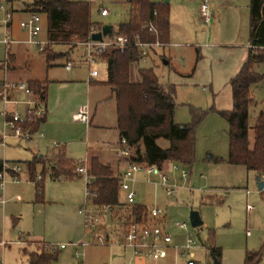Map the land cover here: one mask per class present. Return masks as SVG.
Masks as SVG:
<instances>
[{"label":"rangeland","instance_id":"1","mask_svg":"<svg viewBox=\"0 0 264 264\" xmlns=\"http://www.w3.org/2000/svg\"><path fill=\"white\" fill-rule=\"evenodd\" d=\"M36 0H13L14 8L6 0H0V37L3 36L5 27L2 20L6 11L13 10L14 15V36L24 37L23 31L17 27V22L29 16L30 12L19 11L23 6L31 10L30 5ZM91 2V19L93 22L102 25L110 24L115 29L119 24L127 19V5L124 0H76ZM160 2L164 0H154ZM205 0H171L173 18L178 32V40L189 43L185 49V55H177L174 59L175 65H180L185 71H192L194 64L195 44L207 41L206 33L210 30L211 42H221L218 47H214L210 53L205 54L199 61L193 76L178 77L175 81L177 85V111L184 123L191 122L190 106L201 109H209L214 106L224 108L232 100L230 99V86L228 85L230 71L239 62V50L248 45L250 15V0H210L211 23L208 27L201 15V4ZM101 7L110 10V15L102 17L99 14ZM42 17L43 30L39 38L46 34L45 26L47 19ZM24 20L20 22V28ZM40 38V39H41ZM185 38L184 40H181ZM229 41H238L239 44L233 46ZM241 43V44H240ZM81 47L76 44L71 50ZM19 46H14L17 52ZM67 47L53 48L56 53L60 49ZM180 50V49H178ZM32 58V66L28 72L35 75H45L46 61L44 55L36 49ZM4 53L0 51V59ZM75 57V56H74ZM20 60H23V52L20 53ZM182 58V59H181ZM65 62V60H63ZM24 62V61H23ZM49 68L51 76L60 77L67 72L62 65ZM101 63V62H100ZM101 77H104L105 64L101 63ZM140 66L144 63L140 62ZM145 66V65H144ZM98 67V65L96 66ZM75 71V70H74ZM258 71L264 75V65L258 67ZM156 72L162 80L168 78V69L160 68ZM164 76V77H163ZM3 78V70H0V79ZM105 78V77H104ZM211 84H213L211 86ZM253 100L249 107V125L253 126L257 115L264 107V78L252 87ZM4 104L0 101V135L4 131ZM9 110H14L12 106ZM22 108L18 111L22 113ZM104 116L109 115L108 107L104 108ZM23 116V115H22ZM77 130H81L76 125ZM78 132V134H81ZM9 134H12L8 131ZM42 130L39 129L31 138H16L9 136L6 139V146L0 143V159L13 161L21 166V180L16 184L10 175H6V183L0 192L9 199L4 208H0V240L6 241L9 245L0 244V264H29L24 248L33 251V248L26 243H19L23 238L40 240L48 237L55 226L58 229L62 224L72 217L75 209L85 204L86 201V178L80 175L73 181H53L49 177L45 178L44 202H36V192L34 184L26 177V162L31 160L35 154H48L53 146L46 139L41 138ZM31 139V140H30ZM249 140L253 144L254 133L249 130ZM160 145L168 146V142L161 140ZM195 161L191 167H187L190 172V184L187 188H180L175 198L166 195L161 187L154 184L144 183V175H138V182L134 184L137 192L136 201L145 205L149 210L159 207L167 214V224L173 225L176 222H186L189 233L197 240L198 245L192 249V255L170 254L168 259L163 261H137L127 255L126 258H108L104 254L102 259L94 258L91 252L94 251L95 244L87 247L88 256L85 257V264H213V258L208 250L212 243L222 250L221 264H243L248 251L259 250L264 244V192L258 186L257 173L249 171L241 165H232L226 162L229 156V124L227 120L218 112L210 111L204 121L195 131ZM58 150H53L49 157L56 162L55 155ZM78 155H83L84 151L77 148ZM80 157V156H78ZM84 159V155L81 156ZM80 157V158H81ZM222 158L224 162L215 160ZM81 161V160H80ZM20 162V163H19ZM49 162V161H48ZM22 163V164H21ZM50 163V162H49ZM49 163L47 165L49 166ZM10 164V163H9ZM13 164V163H12ZM47 168V167H46ZM166 168V167H165ZM25 169V170H24ZM40 169V167H39ZM48 171V169H47ZM44 175L40 172L37 178ZM8 181V182H7ZM11 181V182H10ZM156 181V179H153ZM179 181L178 184H181ZM21 189L22 191H20ZM23 195V201H16L17 192ZM264 191V190H263ZM10 194L9 197L7 194ZM124 198V194L121 193ZM252 207L251 211L247 206ZM192 214H198L202 220V225L191 226ZM174 226V225H173ZM171 227L172 233L178 234L179 240L175 243L180 245L186 240L187 232L175 227ZM248 232L250 234H248ZM39 252L47 251L46 244L39 245ZM93 246V247H91ZM174 250V249H173ZM110 257V256H109ZM79 259L69 254L68 250L59 253L58 259L51 264H78ZM260 264H264V254Z\"/></svg>","mask_w":264,"mask_h":264},{"label":"trees","instance_id":"2","mask_svg":"<svg viewBox=\"0 0 264 264\" xmlns=\"http://www.w3.org/2000/svg\"><path fill=\"white\" fill-rule=\"evenodd\" d=\"M13 2V0H7ZM129 19L119 24L113 31L127 35L134 40L137 33L143 40H154L145 28L154 22L159 31L160 39L170 41V5L165 1L127 0ZM31 12L46 16V34L49 44L42 53L48 65L66 55L54 52L53 46H69L72 49L79 42L88 39L92 25L91 2L71 0H36L31 5ZM250 37L248 56L238 73L230 80L232 88L233 108L231 110H216L214 106L201 109L190 106L191 122L178 124L175 122L177 87L174 84L160 80L153 67L140 66L143 58L137 48L128 47L124 51L111 49L104 56L107 63V81L115 94L117 101V126L121 141L131 151L126 158L129 163H145L165 168L170 163H180L191 167L195 161V131L204 121L210 111H218L229 124V156L227 163L241 165L249 171H255L264 181V107L259 112L253 126L249 125V107L253 100L252 87L263 80L264 75L258 71L264 65V0H250ZM154 12L157 15H154ZM162 56V55H159ZM34 93L45 101L47 82H30ZM46 115L32 114L23 123V129L34 135L45 121ZM254 133L253 144L249 140V130ZM168 142L167 147L160 141ZM45 157L35 156L28 162L30 181L35 183L36 201L44 202V179H37V165L44 162ZM56 162L50 164L53 178H75L80 161H74L59 151L55 155ZM47 160V159H46ZM224 162L222 158L215 160ZM11 163L0 160V172L4 164ZM89 172L93 177L89 185L94 205L121 206L120 182L112 168L102 163L97 157L89 160ZM45 171V166L43 173ZM10 176L19 177L8 170ZM264 190V189H263ZM261 190V192H264ZM149 209L134 203L127 208L132 217L147 216ZM24 253L29 264H51L58 259L59 251ZM212 257L221 264L222 250L212 243L208 246ZM264 254V244L256 251H248L243 264H260Z\"/></svg>","mask_w":264,"mask_h":264},{"label":"crops","instance_id":"3","mask_svg":"<svg viewBox=\"0 0 264 264\" xmlns=\"http://www.w3.org/2000/svg\"><path fill=\"white\" fill-rule=\"evenodd\" d=\"M71 1H76V0H71ZM152 1L155 2L154 0ZM170 1L171 0L167 2L169 3V5H170ZM9 3H10V6L14 8V3L13 2H9ZM122 3L127 5L128 7L127 12H129V5L127 4V0H124V2ZM249 5H250V2H249ZM1 10H4V9H1ZM10 11L13 13V10H10ZM19 11L28 12V13L30 12L29 16L32 13L30 9H28V7L26 6H23L22 8H20ZM249 15H250V8H249ZM29 16L21 20H24L25 22L29 18ZM172 18H173V13H172V8L170 6L169 45L164 48L152 51L151 54L148 57L142 59L141 62L144 63L146 67H153L155 71L156 69L158 70L159 68L163 70L164 67H166V69H168L169 71L167 81H165L166 77L164 78V80H162L161 77L158 75L160 77V80L165 83L176 85L174 80H176L178 77L193 76L196 71L199 61L204 57L205 54L207 53L209 54L210 51H213L212 49L214 47H218L219 45H221L222 41L221 42L216 41L214 43L211 42L212 41L211 32L210 30L207 31L206 33L207 41L206 42L202 44L194 43L195 44V54H193V57L195 61L193 64L192 71L190 72L185 71L179 64L175 65L174 59L176 58L177 55L178 56L185 55L186 54V52H184L185 49L187 51H190L187 48H189L192 45H190L187 42L178 40V32H176L177 29L175 27V24L172 21ZM128 19H129V15H127V19L125 21H127ZM21 20L17 22V27L23 31L24 37L22 38L18 36L17 37L14 36V15L9 24V32L12 38L14 39L15 43L13 44L12 53L10 55V64H9L8 69H5L4 67V57L0 59V70H3V78L0 79V82L5 77H7L9 80L23 81L28 84L30 82H36V81L47 82V96H46V100L44 101L47 113H46L45 121L40 125L39 129L42 130L41 134H43V136H40V137L50 142L53 148L46 155H42V154L34 155V157L35 156L45 157L44 162L37 165L36 175L38 174V172L44 175V177H41L44 179V185H45L46 177H49L53 181H73L77 178H80L79 177L80 174H78L73 179H66L64 177H60L56 179L51 176L50 164H52L51 160L53 158L49 157V155L52 153L53 150H58V149L64 152L67 158L72 159L74 161L83 160V157H81L83 155H84V159L87 158L88 160H90L92 157H97L102 163L109 165L117 176L120 175L123 172V170L127 167L128 163L126 162V158L119 155V152L127 148L124 146L123 142L121 141L120 131L117 126L116 97H115L113 89L109 85L106 84V81H107L106 61L100 60L96 64V66L98 65V67L96 66L93 67L99 71V75L94 77L92 80H90L89 79V68L83 62L84 47L81 46L77 50L72 51L69 46L60 45V46H53V48L54 47L55 48L67 47L65 49L61 48L60 50H56L60 53H66V55L62 57H58L51 63V65H48L46 61V57L42 53L45 46L47 45H44L42 47H34V46L27 44L26 43L27 35L23 27L24 22L21 25L22 29L20 28ZM211 21L209 23H206V22L204 23L208 27H210ZM93 23L100 25L101 27L103 26L100 23H96V22H93ZM45 30H46V26H45ZM249 37H250V30H249ZM184 39L185 38H182L181 40H184ZM41 40L48 41L47 34H45L43 38H41ZM229 42H230L229 44H233V46H236V47L239 44L238 41H229ZM15 45L20 47L18 48L17 52H14ZM249 46H250V42L248 40V45L245 46L244 50L243 49L239 50V57H240L239 62L230 71L228 85L230 86L229 95H230V99L232 100V105H230L229 103L227 107H224V108L219 107L220 110H231L233 108L232 88L230 85V80L238 73L243 63L247 59ZM32 48L36 49V51H38L40 54L44 55L45 57L46 67H47L45 75L40 76V75H35L33 73L28 72V70H30V67L33 64L32 58L34 57V54H33L34 52L31 51ZM21 52H23V57H24L23 60H20V58H18ZM159 55H162V56H159ZM63 60H65V62ZM61 61L64 62L62 63V65L67 69V72L64 75H61L60 77L51 76L50 74V71L52 70L51 67L60 65ZM68 62L73 63V66L71 68L66 67V64ZM100 62L101 63L103 62L105 64V71H104L105 78L101 77L102 70L104 69L101 68L102 64ZM49 68H51L50 71H49ZM212 85L213 84H211V86ZM21 97L26 98V96L24 95H21ZM83 105H88L89 107V111H90L89 123L75 121L73 119V115ZM9 106H12L14 110L15 109L18 110V108H22L21 109L23 113L22 115L23 117L26 116V112H27L26 110L28 109V106L26 105H18V106L9 105ZM105 107H108V110H109V115L107 117L104 116ZM175 122L178 124H188V123H184L185 121L181 118L180 114L178 113L177 105L175 109ZM76 125H79L81 127V130H77V128H75ZM82 130L83 132L81 134H78V132H81ZM0 143H1V135H0ZM55 143H58L59 146L56 147ZM6 145L7 143L3 146H6ZM77 148L84 151L83 155H78L76 153ZM78 156H80L81 158ZM34 157L31 160L26 162L25 166H27V168L26 170L24 169L27 174L26 177L28 178L29 181H30V177H29L28 162L32 161ZM0 160H3L5 162H11L10 164L12 163L18 164L13 161H7L4 159H0ZM47 163H49V166L47 165ZM171 164L172 163L168 164V166H166L165 169H169ZM44 166H45V171L43 173ZM22 173L23 172L20 173L18 180H15L12 182H15L16 184H18L19 181L21 180ZM39 176H41V174H39ZM189 179H190V172H189ZM190 182L191 181L189 180L188 183L190 184ZM33 184H34V189L36 192L35 183L33 182ZM19 190L22 191L21 189ZM20 191L17 192V194L14 196L16 201L24 200L23 195ZM121 193L122 192L120 191V200L122 202L123 198L121 197ZM9 195L10 194H7L8 197ZM0 197L5 198L4 194L1 192H0ZM5 199H6V203H5L6 205L9 199L7 198ZM138 204L145 207V205L141 203H138ZM5 205L0 206V208H4ZM80 208L81 206H79L77 209L72 211L73 212L72 217L71 218L68 217V219L62 224V226H60L59 229L54 226L52 228V233L50 232L48 237L45 236L43 237L44 239H40V240L27 239L28 237L27 238L25 237L22 239V241H19V243H24V244L26 243V245L33 248V251H30V250L28 251L27 248H24V250H26L27 253L39 252V249H37L38 246L36 244L43 245V246L46 244V246L51 245V246L58 247L59 253L63 250L66 251L69 249V254L75 257V251L77 247L73 246V243L81 242L86 235L84 224H83V216L80 213ZM167 221H168L167 214L165 213L166 226L168 230L170 231V233L172 234L173 244L178 245L175 242L178 241L179 238L181 237H179L178 234L176 233H172L170 229L173 225H174L173 227L177 229H180V228L176 226V223L173 225L167 224ZM0 244L5 247L9 245L4 240H0ZM62 244H66V247L60 248V245ZM93 246L95 248H94V251L91 252V254H93L94 258L102 259L103 255L107 254L110 256V257L108 256V258H111V257L115 259L118 257L126 258V256L129 255L135 258L137 261H140V260L148 261L149 260L146 258L136 257L135 255H133V253L130 250L122 248L117 245H93ZM87 249H88L87 247L84 249V253H85L84 262H85V257L88 256ZM172 252L174 253L175 256L178 255L173 249H171L169 251L168 256L164 259H168L170 254H173ZM164 259L160 261H163ZM149 261L154 262L153 260H149ZM126 264H130V263H126Z\"/></svg>","mask_w":264,"mask_h":264},{"label":"built area","instance_id":"4","mask_svg":"<svg viewBox=\"0 0 264 264\" xmlns=\"http://www.w3.org/2000/svg\"><path fill=\"white\" fill-rule=\"evenodd\" d=\"M209 0H205L201 4V15L204 22L211 21V11ZM0 9H4L0 5ZM101 16L110 15V10L104 7L99 9ZM154 15H157L154 12ZM13 18V13L7 11L2 23L5 31L0 37V51L4 53V67L9 68L10 55L12 53L13 44L15 43L9 32V24ZM24 30L27 35L26 43L34 47H42L48 45L49 41H42L39 36L42 32V17L38 13L32 12L29 18L24 22ZM101 26L98 28L92 25L89 37L83 42H79L84 47L83 62L89 68V79L99 75V71L95 68L96 64L103 60V56L111 49H119L124 51L128 47H134L139 50L141 58L148 57L152 51L164 48L169 45L160 39V31L154 22H150L145 28L154 36V40H143L137 33L134 40H131L127 35L112 32L104 36L101 41L93 40L92 35L101 31ZM73 66L72 62L66 64L67 68ZM21 95L26 96L22 98ZM0 100L4 104L2 115L4 116V131L1 135V144H6V139L9 136L16 138H31L33 135L23 129L22 123L32 114L36 116L46 115L45 102L36 95L30 85L23 81H13L5 77L0 82ZM9 105H26V116L23 117L18 110H9ZM75 121L89 123L90 111L88 105H83L73 115ZM10 131L12 134H9ZM43 136V134H41ZM58 147L59 144L55 143ZM119 155L124 158H129L131 152L129 149H123ZM89 160L87 158L81 160L77 167V173L84 175L86 178V201L81 206L80 213L83 216V224L85 229V237L81 242L73 243L77 247L75 257L79 259L78 264H85L84 249L92 244L95 245H117L130 250L133 255L140 258H146L153 261H158L166 258L171 249L179 254L192 255V249L198 245L197 240L189 233L186 222H176V226L187 232L186 240L183 244H173V237L168 230L165 222V212L159 207H153L148 211L147 216L132 217L127 212V208L136 203L137 192L134 189V184L138 182V175L143 174L144 183L154 184L155 186L164 189L166 195L170 198H175L180 188H187L189 179V171L186 166L174 162L169 169L159 168L157 165H149L145 163H129L123 172L118 175L120 182V191L124 194L121 206L103 205L98 206L93 204L92 194L89 185L92 183L93 177L89 172ZM8 170L15 174L22 172L19 164H4V170L0 172V189L4 188L6 183V175ZM13 180H18V177L11 176ZM41 179L39 176L38 180ZM156 179V181H153ZM182 181V185L178 184ZM6 199L0 197V206L5 205ZM247 210L251 211L252 207L247 206ZM248 234H250L248 232ZM66 244L60 245V248H65ZM83 250H82V249ZM58 247L52 246L55 251Z\"/></svg>","mask_w":264,"mask_h":264},{"label":"water","instance_id":"5","mask_svg":"<svg viewBox=\"0 0 264 264\" xmlns=\"http://www.w3.org/2000/svg\"><path fill=\"white\" fill-rule=\"evenodd\" d=\"M169 0H165V2H168ZM114 30V27L110 24H105L102 26L101 31H98L92 35L93 40L101 41L104 36H107L108 34L112 33ZM258 186L260 190L264 189V181L260 179L259 176H257ZM202 224V220L200 219L198 214H192L191 216V225L193 227H198ZM213 258V264H219L218 260L215 257ZM189 264H193L192 261L189 262Z\"/></svg>","mask_w":264,"mask_h":264}]
</instances>
